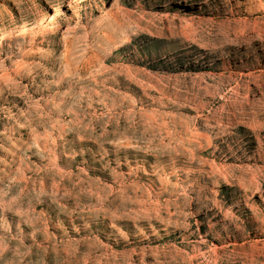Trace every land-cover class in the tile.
Masks as SVG:
<instances>
[{"label":"rangeland","instance_id":"obj_1","mask_svg":"<svg viewBox=\"0 0 264 264\" xmlns=\"http://www.w3.org/2000/svg\"><path fill=\"white\" fill-rule=\"evenodd\" d=\"M0 264H264V0H0Z\"/></svg>","mask_w":264,"mask_h":264}]
</instances>
